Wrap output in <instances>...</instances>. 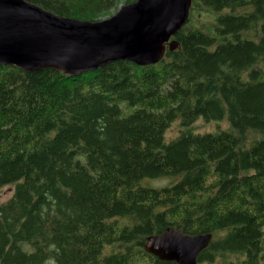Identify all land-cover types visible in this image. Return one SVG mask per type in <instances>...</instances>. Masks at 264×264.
I'll return each mask as SVG.
<instances>
[{
  "label": "trees",
  "instance_id": "16d2710c",
  "mask_svg": "<svg viewBox=\"0 0 264 264\" xmlns=\"http://www.w3.org/2000/svg\"><path fill=\"white\" fill-rule=\"evenodd\" d=\"M26 1L93 22L135 0ZM173 39L71 78L0 64V264H171L144 252L170 226L212 235L197 264H264V0H192Z\"/></svg>",
  "mask_w": 264,
  "mask_h": 264
},
{
  "label": "water",
  "instance_id": "95a60500",
  "mask_svg": "<svg viewBox=\"0 0 264 264\" xmlns=\"http://www.w3.org/2000/svg\"><path fill=\"white\" fill-rule=\"evenodd\" d=\"M192 0H135L102 21L61 17L26 0H0V64L28 73L65 77L122 61L138 67L161 62L178 44ZM212 235L167 227L146 239L144 252L160 262L197 264Z\"/></svg>",
  "mask_w": 264,
  "mask_h": 264
},
{
  "label": "rangeland",
  "instance_id": "374dc122",
  "mask_svg": "<svg viewBox=\"0 0 264 264\" xmlns=\"http://www.w3.org/2000/svg\"><path fill=\"white\" fill-rule=\"evenodd\" d=\"M121 6L122 5H117L114 9H111L109 11L108 16H105L102 19H99L97 21H100V20L102 21L103 19H106L112 16L113 14L116 13V10L120 8ZM215 127L216 125L214 123L208 124V123L203 122L201 119L200 120L198 119L197 121H195L193 125V130L194 132H197V133H206V132L213 131ZM219 127L220 129L225 128L226 123L220 122ZM179 131H180L179 124L176 121L171 123L170 127L167 129L165 136H164L166 137V141H168L167 139H172L173 137H175V135H177ZM168 181H169L168 179H159V180H149L147 183L151 187H163L164 185L168 183ZM12 190H13V186H5L0 190V203L6 201L11 196Z\"/></svg>",
  "mask_w": 264,
  "mask_h": 264
}]
</instances>
